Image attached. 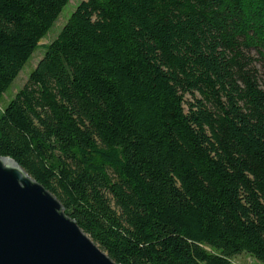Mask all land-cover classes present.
<instances>
[{
	"label": "trees",
	"instance_id": "1",
	"mask_svg": "<svg viewBox=\"0 0 264 264\" xmlns=\"http://www.w3.org/2000/svg\"><path fill=\"white\" fill-rule=\"evenodd\" d=\"M0 0V157L117 264L264 263V0ZM190 97L192 100H188Z\"/></svg>",
	"mask_w": 264,
	"mask_h": 264
},
{
	"label": "water",
	"instance_id": "2",
	"mask_svg": "<svg viewBox=\"0 0 264 264\" xmlns=\"http://www.w3.org/2000/svg\"><path fill=\"white\" fill-rule=\"evenodd\" d=\"M0 264H117L17 162L0 157Z\"/></svg>",
	"mask_w": 264,
	"mask_h": 264
},
{
	"label": "rangeland",
	"instance_id": "3",
	"mask_svg": "<svg viewBox=\"0 0 264 264\" xmlns=\"http://www.w3.org/2000/svg\"><path fill=\"white\" fill-rule=\"evenodd\" d=\"M81 1H83V0H72L70 2L69 6H67L64 9L61 17L59 18V20L56 23V25H55L54 29L52 30V32L49 34V36L45 40H43L40 43L41 46L47 45L49 42L54 40L57 37V35L60 34L61 30L63 29L64 25L68 21L69 17L73 13V11H75V8L78 6V4ZM42 55H43V50L42 49L38 50L34 54L32 60L30 61V63L26 66L24 71L20 74L19 78L15 81L12 90L8 91L7 95H5L4 103L2 105H0V109L3 108V106H6L8 104V102L10 101V99L13 96H15V94L18 92V90H20L26 84L30 72L37 66L38 62L42 58ZM187 99L188 100H192L190 97H188ZM234 263L235 264H264V263L258 261L256 258L251 257L250 255L245 254V253L236 256L234 258Z\"/></svg>",
	"mask_w": 264,
	"mask_h": 264
}]
</instances>
